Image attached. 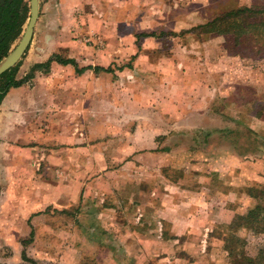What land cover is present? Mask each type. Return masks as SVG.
Returning a JSON list of instances; mask_svg holds the SVG:
<instances>
[{
	"label": "crops",
	"instance_id": "1",
	"mask_svg": "<svg viewBox=\"0 0 264 264\" xmlns=\"http://www.w3.org/2000/svg\"><path fill=\"white\" fill-rule=\"evenodd\" d=\"M160 1L45 0L46 37L38 50L31 38L16 73L23 81L0 103V199L9 191L25 224L15 236L30 223L43 254L56 246L74 256L69 264H145L152 254L205 253L200 242L219 239L213 229L252 204L242 189L264 184V160L237 151L227 115L210 103L225 92L209 83L188 92L187 80L206 73L189 67L187 40L166 52L141 35L177 29L171 17L184 7ZM183 15L186 30L192 10Z\"/></svg>",
	"mask_w": 264,
	"mask_h": 264
},
{
	"label": "rangeland",
	"instance_id": "2",
	"mask_svg": "<svg viewBox=\"0 0 264 264\" xmlns=\"http://www.w3.org/2000/svg\"><path fill=\"white\" fill-rule=\"evenodd\" d=\"M38 1V22L32 37L34 50H38L35 48V43H40L42 38L46 37L48 24L46 19L43 21L45 0ZM177 3V9L181 7L186 9L188 7V9L192 10L193 19L188 23H193V25H189L186 30L181 29L180 25H184L183 22L181 23V19L185 18L183 15L185 9L181 8V10L176 9V15L171 17L173 22L177 21V29L175 31H148L141 33V35L150 40L152 45L154 41H161V44H165L164 49L166 52L169 50L166 49V46L172 41V44L177 46V53H180L182 51L180 42L187 40L188 49L183 51V53L192 57L189 61V67L191 66L195 71L206 73L205 80L203 78L187 80L191 85V90L188 92L195 93L196 85L199 83L205 85L209 83L211 88L218 86L224 91L226 96L217 95L218 97H214L215 100L210 103L218 110L222 109L223 112L221 113L227 115L226 119L221 118L220 120L228 122V125L231 126L228 130L235 136V140L238 141L236 144H239V150L237 151L245 153L250 148L254 157L264 160V36L257 35L253 38L254 42L251 41V44H253L254 49L251 50L249 42L245 43L246 40L238 46L233 41V37H231V41H227V37L224 34H204L201 33L203 32L201 28H193L230 9L241 6H264V0H161L159 5L166 10V8ZM160 16L161 18H170L169 15ZM260 17L264 19V14L257 17L256 20H259ZM92 18H90L91 21L86 18L82 27L93 26ZM255 26L259 29L258 31L263 29L261 24ZM258 31H254V33ZM232 32L235 33V31ZM68 33L64 32V38L71 39L72 34ZM61 35H63V32L59 36ZM243 37L244 35L239 40ZM43 41L46 42L45 39ZM59 52L62 56L64 55L61 50ZM24 60L22 59V63ZM230 95L233 96L236 103L231 101L234 110L226 113V107L231 99ZM233 103L237 105L235 106ZM229 113L231 115H228ZM243 137L250 140V147L248 139L243 141L241 139ZM4 161L2 165L7 166V159L5 158ZM248 186L242 189L246 195H248L246 193V187ZM10 196L9 191H2L1 193L0 264L21 263L22 250L25 251L28 257L36 260L39 264H69L75 262L72 255L57 254L56 246L53 247L50 255H46L42 253L40 247H37L38 245L35 246L34 243L32 245V242L35 241L34 232L36 229L28 222L26 225L30 228L32 227L31 232L23 238L15 236L25 224L17 222V217L11 214L13 202L9 199ZM58 213L59 211L55 210L52 215L58 217ZM65 213L68 215L71 211L66 210ZM238 214L243 213H237L236 215ZM54 225L58 226V223H54ZM213 233H215L213 234L214 236L217 233L220 234V238L212 237L209 240L206 239L204 242H200V245H204V251L206 248L205 253L198 250L199 254L195 252V254L191 255L157 256L152 254L147 256L145 264H235V260H240L242 254L254 257L259 249L264 248V233H254L246 226L227 223L225 227H215ZM58 241L61 243L63 240H55V243L57 244ZM155 241H159L158 238ZM168 243L167 241L166 244ZM162 245H165L164 240H162ZM227 249L231 251V254H229ZM80 264L96 263L89 256H86L81 259Z\"/></svg>",
	"mask_w": 264,
	"mask_h": 264
},
{
	"label": "trees",
	"instance_id": "3",
	"mask_svg": "<svg viewBox=\"0 0 264 264\" xmlns=\"http://www.w3.org/2000/svg\"><path fill=\"white\" fill-rule=\"evenodd\" d=\"M262 14H264V6H241L230 9L193 28H201L203 30L201 33L204 34H224L227 41H231V37H233V41L238 46L246 40L245 43L249 42L251 50H253L254 46L251 44V41L254 42L253 38L257 35L264 36V22H262L264 19L260 17L259 20H256ZM28 19L29 0H0V61L8 55L19 41ZM258 24L263 26L260 31L255 26ZM232 31H235V33ZM254 31L258 32L254 33ZM243 35L244 37L239 40ZM26 51L14 66L0 74V103L10 87L18 86L23 81L16 79V73ZM56 58L59 59L57 54H53V58L47 62L35 63L25 78L32 76L34 71L46 67L50 60ZM231 99H233V96H231ZM246 189V193L252 198L253 202L243 214L236 215L230 224L246 226L254 233H264V185H251ZM256 200L258 201L256 202ZM228 252L231 254L230 250ZM21 258L22 262L18 264H39L36 260L28 257L24 250L21 252ZM235 264H264V248L259 249L254 257L242 254V258L235 260Z\"/></svg>",
	"mask_w": 264,
	"mask_h": 264
},
{
	"label": "water",
	"instance_id": "4",
	"mask_svg": "<svg viewBox=\"0 0 264 264\" xmlns=\"http://www.w3.org/2000/svg\"><path fill=\"white\" fill-rule=\"evenodd\" d=\"M38 0H29V19L24 32L13 47V49L0 61V74L14 66L22 57L27 49L33 35L34 26L38 18Z\"/></svg>",
	"mask_w": 264,
	"mask_h": 264
},
{
	"label": "built area",
	"instance_id": "5",
	"mask_svg": "<svg viewBox=\"0 0 264 264\" xmlns=\"http://www.w3.org/2000/svg\"><path fill=\"white\" fill-rule=\"evenodd\" d=\"M93 33H88L87 35H84L83 37V40L86 41V42H89L90 41V36H92Z\"/></svg>",
	"mask_w": 264,
	"mask_h": 264
}]
</instances>
